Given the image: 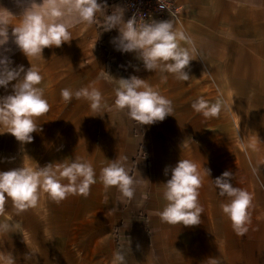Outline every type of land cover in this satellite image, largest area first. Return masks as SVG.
<instances>
[{"label": "crops", "instance_id": "0c3cea01", "mask_svg": "<svg viewBox=\"0 0 264 264\" xmlns=\"http://www.w3.org/2000/svg\"><path fill=\"white\" fill-rule=\"evenodd\" d=\"M110 1L97 0L105 7L97 14L96 22L90 26L76 23L70 28L72 40L59 48H45L42 58L48 75L56 76L49 77L54 83H62L61 90L70 88L75 92L95 86L103 95L104 108L97 113L87 100L73 97L65 103L56 95V114L50 116V131L48 113L36 121L41 131L35 133L43 135L41 143L45 139L46 146L32 166L42 168L49 163L58 165L74 160L90 162L97 182L87 198L70 195L56 204L44 194L37 208L20 214L9 199L6 214L0 216V224L10 226L8 231L0 232V256L11 257L14 264H113L114 253L121 251L126 264H264V137L252 135L253 127L248 125L246 140L236 139L235 122L241 112L236 109L225 108L219 118L206 119L191 109L177 110L173 103V115L144 126L130 119L126 111H120L115 105V93L121 78L143 79L172 102L175 95L165 94L161 85L192 86L206 82L201 79L193 83L192 78L181 81L171 73L149 71L137 53L118 50L114 40L119 30L105 31V18L121 8L127 22L128 13L120 5L110 6ZM174 2L184 8L191 22L196 21L200 31L194 35L192 23L184 26V33L197 50V59L186 69L188 73L198 60L207 61L209 53L212 60L224 54L216 41H204V36L207 39L218 35L223 25L227 39L224 43H228L233 63L238 65V75L234 71L228 85L238 87L239 95L247 87L264 85V68L256 62V53H264V0ZM223 6L232 10L226 11ZM14 26L15 23L8 30V51L6 56L3 54L8 59L22 52L12 37ZM209 44L213 46L210 49ZM182 46L191 47L184 42ZM257 73L263 75L258 83L254 82ZM164 76L166 81L162 80ZM15 83L11 81L7 88L0 89V97L13 94ZM212 83L216 87L223 85ZM214 91L208 98L204 95L206 101H234L232 93L218 88ZM44 98L47 100V95ZM256 101H263V115L264 96ZM5 131L0 128V171L29 166L21 163L17 140ZM116 159L134 178L147 180L137 188L131 201L116 188H105L102 182L101 170ZM180 159L196 163L204 177L199 190L204 211L196 226L170 225L160 217L167 204L163 196L165 183ZM205 169L210 170L209 176ZM225 171L232 173L230 183L234 187L253 194L251 223L244 236L234 232L231 220L222 211L229 198L219 195L214 181Z\"/></svg>", "mask_w": 264, "mask_h": 264}, {"label": "clouds", "instance_id": "9594fccd", "mask_svg": "<svg viewBox=\"0 0 264 264\" xmlns=\"http://www.w3.org/2000/svg\"><path fill=\"white\" fill-rule=\"evenodd\" d=\"M160 5L166 7L165 0H160ZM104 7L97 0H42L39 4L35 0H28L18 25L12 29L14 43L29 61L30 58H43L45 48H59L72 40L70 28L76 23L94 24L97 14ZM123 14L124 10L117 8L105 18V31L113 28L119 30V36L114 40L118 50L137 53L149 71L171 73L178 80L188 81L190 76L186 69L190 68L191 61L197 59V50L191 38L183 31H177L172 20L138 23L136 16H133L125 22ZM13 17L6 9L0 12V47L8 43V28ZM182 42L191 47H183ZM10 64L11 60L7 57L0 58V86L7 88L9 82L17 81L13 85V94L0 97V128L6 129L5 132L23 145L31 143L32 134L41 131L36 119L46 115L51 106L44 98V89L39 86L43 81L40 72L33 66L25 71L23 66L10 68ZM162 80L166 81L167 77H162ZM115 95L116 107L126 111L130 119L143 126L163 121L174 112L170 99L136 76L121 78ZM61 97L65 103H70L73 97L87 100L97 113L104 108L103 95L95 86L90 85L75 92L65 88L61 90ZM192 108L206 119H211L219 118L225 108L231 110V105L222 100L209 103L201 97L192 104ZM167 172L166 168V175ZM205 174L209 176L210 170L205 169ZM101 179L105 188H116L129 201L134 198L137 188L147 181L130 175L119 159L112 160L101 170ZM231 179L232 173L225 171L214 182L219 195L229 198V202L222 205L223 213L231 220L234 232L244 236L251 223L249 209L253 207V194L234 187ZM64 180L68 183H63ZM96 182L92 164L79 160L58 165L49 163L42 168L23 165L0 171V216L6 214L5 205L9 199L17 214H20L37 208L44 194L56 204L70 195L87 198L91 186ZM203 182L204 177L197 164L180 159L171 170V178L165 183L163 196L167 204L160 213L161 220L170 225H199L204 211L199 203V190ZM9 229V224H0V232ZM0 264H14V260L0 256ZM113 264H126L123 252L114 253Z\"/></svg>", "mask_w": 264, "mask_h": 264}, {"label": "rangeland", "instance_id": "374dc122", "mask_svg": "<svg viewBox=\"0 0 264 264\" xmlns=\"http://www.w3.org/2000/svg\"><path fill=\"white\" fill-rule=\"evenodd\" d=\"M36 3H41L42 0H35ZM28 3V0H0V12L3 11V9L8 10L10 13L13 14V17L11 19V25L15 23L18 25L19 19L21 17V14L23 12L24 6ZM178 6V5H177ZM179 7V6H178ZM212 9V8H211ZM223 9L226 11L232 10V7L223 6ZM185 11L183 7H179L178 12L175 16H169L165 20H172L174 27L177 31H183L184 32V26L186 24L192 23V33L196 35V33L200 34L198 24H195L196 21L191 22L189 20V17L185 15ZM196 16V15H195ZM194 19V18H192ZM9 26V28H10ZM220 27V25H218ZM223 29L225 27L221 25ZM8 28V30H9ZM189 28V27H188ZM220 29L217 34L212 37H209L206 39L204 36V41L208 40V42L216 41L218 44V47L220 46L224 50V54L217 58V60H212L210 57L207 58V61H197V65L194 64L191 66V71H189V76L192 78L193 83H198L201 81V79H205L203 82H206L204 85H192V86H184V85H161V89L165 94L175 95L174 103L175 109L177 110H186L191 109L195 111L192 108V104L198 100V98L203 97L204 95H207V98L209 97L210 93H214L217 88L219 91L222 92H229L228 89L231 90L229 93L233 94L234 101H229L228 105H232L231 109H236L237 111H241L239 113V116L237 118V122H235L238 126V131L235 133V138L238 140H241V138L246 140L247 136V127L250 125L253 127L252 129V135H255L256 137H264V114L261 115V111H263L262 103L263 101H256L259 97L264 96V85L256 84L252 87H247L244 91H241L240 93L243 95H239L238 87L236 86H229L227 82L231 80V78L235 73L238 71V65L236 63H233L232 60V54L231 51L228 50V43H224L226 38H224V30ZM209 31V30H208ZM9 32V31H8ZM214 33L213 31H210ZM226 34V33H225ZM219 36L215 39V37ZM230 39V38H229ZM260 44V43H257ZM212 45H208L207 48H212ZM8 51L7 46L1 47L0 56H6ZM4 54V55H3ZM264 53H256V62H261V66L264 68L263 62H264ZM4 56V57H5ZM45 56V55H43ZM11 58V65H13V68H18L19 66H23L24 70L27 71L31 66L36 68L40 74L43 77V81L40 85L44 89V95H47V101L50 104L51 108L48 112V126L47 131H50L51 122H52V115H55V105L54 100L57 98L56 95L61 96V87L62 83L59 85L58 82L54 83L53 79H51L49 76L56 77L55 75H48V71L46 69V63L42 58L40 59H32L30 58V61L28 58L24 55L23 52L16 53L15 56H12ZM3 58V57H2ZM14 60V61H13ZM31 63V64H30ZM206 67V68H203ZM235 70H234V69ZM259 72H263L259 70ZM206 73L205 75H203ZM203 75V76H202ZM238 74L236 73V76ZM21 76H23V73H21ZM213 78V79H212ZM259 78H263L262 74L256 75V83H258L260 80ZM17 82V81H16ZM211 82H221V86L216 87V84ZM0 89H5L4 87L0 86ZM238 92V93H237ZM239 95V96H238ZM51 97V101H50ZM248 97L252 100H248ZM206 98V100H207ZM62 99V97H61ZM205 99V98H204ZM255 99V101H253ZM209 103H213V101H208ZM226 102V101H225ZM227 103V102H226ZM229 110V109H228ZM263 113V112H262ZM38 119H36L37 121ZM230 120V119H229ZM233 121H230L231 124H233ZM234 125V124H233ZM33 141L31 143L21 144L19 141H17V156L21 158V163H27L29 167H32L40 158L43 149L46 146V140L44 139L43 144L41 143V138L43 135L40 136L38 133H33ZM241 150L243 151V148L240 144Z\"/></svg>", "mask_w": 264, "mask_h": 264}, {"label": "built area", "instance_id": "2783aa9c", "mask_svg": "<svg viewBox=\"0 0 264 264\" xmlns=\"http://www.w3.org/2000/svg\"><path fill=\"white\" fill-rule=\"evenodd\" d=\"M166 7L162 8L160 0H111L110 6L120 5L128 13V19L136 16L138 23L165 20L175 16L179 7L174 0H165Z\"/></svg>", "mask_w": 264, "mask_h": 264}, {"label": "bare ground", "instance_id": "6f19581e", "mask_svg": "<svg viewBox=\"0 0 264 264\" xmlns=\"http://www.w3.org/2000/svg\"><path fill=\"white\" fill-rule=\"evenodd\" d=\"M227 91H229V92H230L231 90H229V89H228Z\"/></svg>", "mask_w": 264, "mask_h": 264}]
</instances>
